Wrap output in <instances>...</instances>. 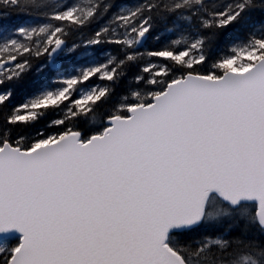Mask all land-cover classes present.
<instances>
[{
	"label": "snow or ice",
	"instance_id": "1",
	"mask_svg": "<svg viewBox=\"0 0 264 264\" xmlns=\"http://www.w3.org/2000/svg\"><path fill=\"white\" fill-rule=\"evenodd\" d=\"M0 15V264H264V0Z\"/></svg>",
	"mask_w": 264,
	"mask_h": 264
},
{
	"label": "trees",
	"instance_id": "2",
	"mask_svg": "<svg viewBox=\"0 0 264 264\" xmlns=\"http://www.w3.org/2000/svg\"><path fill=\"white\" fill-rule=\"evenodd\" d=\"M15 19H16L15 16H11L7 20H5V18L2 15H0V24H3V23H11ZM50 115H51V113H50Z\"/></svg>",
	"mask_w": 264,
	"mask_h": 264
}]
</instances>
